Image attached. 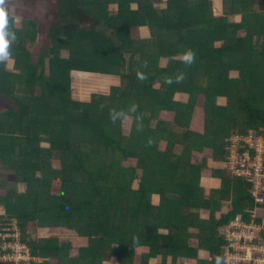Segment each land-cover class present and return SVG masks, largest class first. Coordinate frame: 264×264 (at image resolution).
Returning a JSON list of instances; mask_svg holds the SVG:
<instances>
[{"label": "trees", "instance_id": "16d2710c", "mask_svg": "<svg viewBox=\"0 0 264 264\" xmlns=\"http://www.w3.org/2000/svg\"><path fill=\"white\" fill-rule=\"evenodd\" d=\"M220 2L216 15L213 0L6 1L17 72L0 63V98L12 102L0 105V172L15 178L4 191L0 183V223L20 231L30 258L20 264H224L226 227L259 205L251 184L225 169L211 170L222 185L206 195L201 173L208 156L227 162L232 136L264 137V0ZM12 6L46 22H17ZM189 48L186 66L179 54ZM180 72L183 82H164ZM132 105L125 135L109 110ZM58 227L76 234L36 235ZM138 249H147L139 260Z\"/></svg>", "mask_w": 264, "mask_h": 264}, {"label": "built area", "instance_id": "2783aa9c", "mask_svg": "<svg viewBox=\"0 0 264 264\" xmlns=\"http://www.w3.org/2000/svg\"><path fill=\"white\" fill-rule=\"evenodd\" d=\"M264 137L249 133L234 135L228 145L227 168L233 176L246 179L250 193L257 205L264 204ZM229 165V167H228ZM251 212L249 221L239 216L225 229L228 245L224 252V264H264V221L257 223L258 215ZM20 231L13 221L10 226L0 223V262L20 264L28 261V250L20 241ZM258 238L259 242H255ZM184 264H189L185 262Z\"/></svg>", "mask_w": 264, "mask_h": 264}, {"label": "rangeland", "instance_id": "374dc122", "mask_svg": "<svg viewBox=\"0 0 264 264\" xmlns=\"http://www.w3.org/2000/svg\"><path fill=\"white\" fill-rule=\"evenodd\" d=\"M213 2H214L213 3L214 4V14L219 15L220 9H221V2H220V0H213ZM52 4H53V1H52ZM161 6H164V5H161ZM15 8L16 7H13V6L11 7L10 14L12 15V17H14L15 21H17V22H20V18H22V16H25V17L26 16H31V17H35L37 20H42V21H45L46 22V20L43 19V17H41L40 15H36L35 13H32V12H30L28 10L22 12L21 9H19V8L18 9H15ZM51 8H54V5ZM109 10L112 11L113 13H115L116 8H115V6L110 5L109 6ZM237 20H239V18ZM147 33L148 32H146L144 30V28H142L141 31H140V34L145 35V36L147 35ZM4 64H5V66H4L5 67V70H7L8 72H11V73H16L17 72L14 69V62H13L12 59H9L8 61L4 62ZM238 75H239L238 71H231L230 72V76L231 77H238ZM74 79L77 81L78 78H74ZM156 87H159V86L156 85ZM19 90H20V88L15 85V89L13 91L15 93L16 92L18 93ZM178 98L181 101H183V102H187L188 99H189V95L183 94L181 97H178ZM218 102L221 103V104H225L226 103L225 100L220 99V98L218 99ZM11 104H12V102H11L10 99H8V98L7 99L0 98V105L1 106L6 105V106H9L10 107ZM160 118L161 119H168V118H171V117H168L167 112H162V113H160ZM131 122H132V118L131 117H129L126 121L122 122V132H123V134L127 135L129 133L130 127H131ZM156 122H157L156 120H153V122H152L153 128L155 127ZM251 133H254V131H251ZM42 146L47 147V144L43 143ZM260 146L261 147H260L259 151L262 152V150H263L262 149L263 148L262 146H264V142H262L260 144ZM176 150L178 152H181L182 147L181 146H177V149ZM208 157L209 158L207 159V170L206 171H202V173H201V186L204 187V190H205L206 195L209 196V195H212V193L214 192V190L215 191L218 190L221 187V185H222L221 179H219V178L216 179V178L212 177L211 170H213V169H225L226 172H231V171H229V169L227 168V163L226 162H222V161H220V162H214L212 156H208ZM202 158L203 157L201 156V154L195 153L194 156H193L192 162H194V163L201 162ZM51 163H52V165H53L54 168H59L60 167V163L57 160H52ZM228 167H229V165H228ZM3 172H0V178L1 177L2 178L4 177V179H5V185H4L3 179L0 181V183H2V185H3L1 188L4 187L1 190L4 191L7 188H11L10 186L12 185V183H13L12 181H14V178L15 177H14V174H12L11 172H9L7 174H4ZM16 185H17V191H18V193H22V192L25 191V185L24 184H20L19 183V184H16ZM136 187H137V181H134L133 184H132V188L136 189ZM57 192H58V190H56L54 188L51 190V193L52 194H57ZM157 200H158V198H153L154 203H157ZM223 206H224V208H223L222 213H226L231 208V203L226 202V203H224ZM3 214H4L3 213V210H2V208H0V215H3ZM263 216H264V214H263ZM207 217H209V215L207 214V212H203L202 213V218L207 219ZM69 231L70 230H68V229H66L64 227H58V228H54V229L42 228V229H38L37 230L36 235L39 238L55 237V238H59V239L61 238L62 240H64L65 239V236L71 235V234H73V235L76 234L73 231H71V232H69ZM163 232L164 231H161V233H163ZM84 241L85 240L80 239L79 244H78V247H80V246L83 247L84 245H86L87 242H84ZM72 244L73 245H77V240H72ZM191 244H194L195 245L196 244V241L195 240H192ZM145 252H147V249H145V250L144 249H138L137 250L138 260L140 259L141 254L142 253H145ZM76 253L77 252L75 250H73L71 252V254H76ZM206 257H207V254L206 253H200L199 254V258L200 259H204ZM35 262H37V260ZM160 262H161V257H157L155 259H152V262L151 263L152 264H160ZM195 264H196V262H195Z\"/></svg>", "mask_w": 264, "mask_h": 264}, {"label": "clouds", "instance_id": "9594fccd", "mask_svg": "<svg viewBox=\"0 0 264 264\" xmlns=\"http://www.w3.org/2000/svg\"><path fill=\"white\" fill-rule=\"evenodd\" d=\"M6 0H0V63H4L10 59L9 48L11 43L17 39L16 33L10 29L8 14L5 10ZM196 53L192 49H187L186 51L179 54V59L181 63L186 66H191L195 62ZM137 79L144 80L145 76L137 72ZM185 79V74L180 72L175 78L165 77L164 82L166 84L172 83H181ZM137 105H132L128 110L124 109H110L109 110V119L113 124H117L118 122H124L129 118L131 113H135L137 110ZM103 106H101V109ZM136 129L137 131L143 130L142 117H136ZM151 144V141H149ZM264 206L263 205H259ZM217 264H220V258H217Z\"/></svg>", "mask_w": 264, "mask_h": 264}, {"label": "crops", "instance_id": "0c3cea01", "mask_svg": "<svg viewBox=\"0 0 264 264\" xmlns=\"http://www.w3.org/2000/svg\"><path fill=\"white\" fill-rule=\"evenodd\" d=\"M144 30L147 32V30L144 28ZM141 36H145V35H142V34H140ZM227 151H228V147H227ZM229 153V152H228ZM227 153V154H228ZM255 212H256V214L258 215V217H257V219H256V222L257 223H262L263 221H264V216H263V214H264V206H257L256 208H255ZM254 210H251L250 211V215H251V212H253ZM72 240H77V245H74V246H78V244H79V241H80V239H72ZM200 253H204L203 251H201ZM106 264H114V263H109V262H107Z\"/></svg>", "mask_w": 264, "mask_h": 264}]
</instances>
